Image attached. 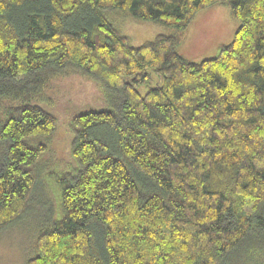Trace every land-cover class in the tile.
<instances>
[{
	"label": "trees",
	"instance_id": "trees-1",
	"mask_svg": "<svg viewBox=\"0 0 264 264\" xmlns=\"http://www.w3.org/2000/svg\"><path fill=\"white\" fill-rule=\"evenodd\" d=\"M217 3L232 39L186 60L188 25ZM114 12L172 32L131 45ZM70 72L109 108L66 110L72 160L43 164L42 103ZM40 176L53 206L26 264H264V0H0V230Z\"/></svg>",
	"mask_w": 264,
	"mask_h": 264
},
{
	"label": "rangeland",
	"instance_id": "rangeland-1",
	"mask_svg": "<svg viewBox=\"0 0 264 264\" xmlns=\"http://www.w3.org/2000/svg\"><path fill=\"white\" fill-rule=\"evenodd\" d=\"M108 19L124 35L131 45L138 46L152 40L157 34L171 33L172 30L152 21L138 20L120 13L108 14ZM238 21L231 15L226 4L217 3L197 12L188 25L186 34L177 47V52L188 61H200L214 56L218 48L230 42ZM52 103L43 102L46 111L57 117V129L50 141L48 154L42 158L43 164L50 156L70 162L71 133L65 127V111L83 112L88 109H108L98 84L81 74L70 72L65 77L54 80L48 89ZM49 146V145H48ZM41 162V163H42ZM42 165V164H41ZM48 183L54 184L56 171H46ZM53 199L42 176L27 202L19 219L0 230V264H26L34 254L33 242L38 228L46 214L52 209Z\"/></svg>",
	"mask_w": 264,
	"mask_h": 264
}]
</instances>
